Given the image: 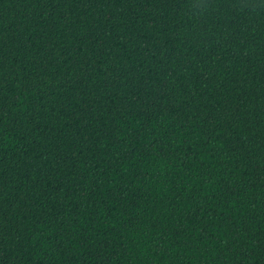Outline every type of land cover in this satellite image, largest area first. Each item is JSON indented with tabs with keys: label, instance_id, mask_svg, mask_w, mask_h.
Masks as SVG:
<instances>
[{
	"label": "trees",
	"instance_id": "1",
	"mask_svg": "<svg viewBox=\"0 0 264 264\" xmlns=\"http://www.w3.org/2000/svg\"><path fill=\"white\" fill-rule=\"evenodd\" d=\"M0 264H264V0H0Z\"/></svg>",
	"mask_w": 264,
	"mask_h": 264
}]
</instances>
